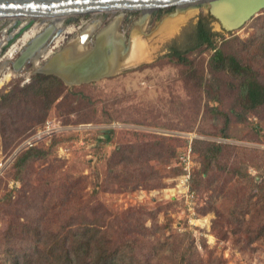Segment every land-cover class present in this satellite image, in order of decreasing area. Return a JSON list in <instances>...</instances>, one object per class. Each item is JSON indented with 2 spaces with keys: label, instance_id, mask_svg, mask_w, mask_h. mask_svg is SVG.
<instances>
[{
  "label": "rangeland",
  "instance_id": "1",
  "mask_svg": "<svg viewBox=\"0 0 264 264\" xmlns=\"http://www.w3.org/2000/svg\"><path fill=\"white\" fill-rule=\"evenodd\" d=\"M183 11H151L140 34L146 60H129L112 77L64 84L42 121L32 97V118L26 115L17 124L21 133L11 142L0 133V246L10 228L20 234L24 221L43 232L93 223L113 238V248L132 243L143 264H264V105L241 109L240 80L213 67L214 51H191L187 64L172 59L171 47L188 41L201 17L210 18L198 7L185 22L158 33ZM115 17L118 13L97 15L102 24ZM141 18V11L123 14L118 32L126 45ZM95 19L65 20L59 26L67 32L50 48L55 52L74 40ZM49 20L38 19L31 29L41 31ZM209 25L218 47L252 65L264 84V56L257 50L264 10L233 32L211 18ZM31 72L27 64L13 73L0 85V95L28 85L36 76ZM45 126L49 132L34 147L43 154L16 166L26 152H18L19 145ZM223 128L228 138L220 136ZM217 143L224 148L204 174L202 154ZM190 150L188 192L182 159Z\"/></svg>",
  "mask_w": 264,
  "mask_h": 264
},
{
  "label": "trees",
  "instance_id": "2",
  "mask_svg": "<svg viewBox=\"0 0 264 264\" xmlns=\"http://www.w3.org/2000/svg\"><path fill=\"white\" fill-rule=\"evenodd\" d=\"M207 17H201L188 32L186 41L179 47H171L170 55L180 64L188 63V54L199 48L214 51L212 62L217 70H225L240 80L238 103L242 110L250 112L264 105V84L252 65L242 62L237 56L225 53L218 47L216 36ZM257 50L264 56V34L260 36ZM254 44L256 41H249ZM65 90V85L52 76L36 75L28 85L13 87L0 95V133L11 142L14 133H21L17 124H24L26 115L32 118V97L36 102L41 121ZM17 115V117H16ZM26 119V120H25ZM32 124V122H31ZM226 127L228 121L225 122ZM29 128V126H27ZM220 136L228 138L226 128ZM224 148L223 144H209L202 154L207 170ZM43 152L30 148L18 158L16 166H23ZM22 233L10 228L2 237L0 264H143L135 256L132 243L126 242L112 247L113 238L102 227L93 223L67 224L58 231L43 232L24 221ZM21 237L24 239H21ZM26 241V242H25ZM30 242V243H29ZM23 243V245L19 244ZM158 254V252H156ZM145 264H151L147 262Z\"/></svg>",
  "mask_w": 264,
  "mask_h": 264
},
{
  "label": "water",
  "instance_id": "3",
  "mask_svg": "<svg viewBox=\"0 0 264 264\" xmlns=\"http://www.w3.org/2000/svg\"><path fill=\"white\" fill-rule=\"evenodd\" d=\"M203 7L210 18L217 22L224 32H233L243 27L248 21L259 16L264 10V0H0V32L4 44H0V76L10 65L13 73L22 71L25 65H31L33 75L52 76L67 86L87 84L102 78L114 76L128 64L130 44L118 33L123 14L128 11L161 10L175 8L177 11L186 7ZM110 12L120 13L110 23L95 34L101 19L79 31L74 40L67 42L54 53L45 55L50 43L64 33L61 26L49 23L42 31L15 53L17 57L5 56L4 53L24 32L29 30L38 19L67 18V21L79 16L102 15ZM30 18L17 28L19 18ZM15 19L13 27L6 28L8 19ZM17 29V30H16ZM120 35L118 54L113 53L112 36ZM92 46L88 43L92 40Z\"/></svg>",
  "mask_w": 264,
  "mask_h": 264
},
{
  "label": "flooded vegetation",
  "instance_id": "4",
  "mask_svg": "<svg viewBox=\"0 0 264 264\" xmlns=\"http://www.w3.org/2000/svg\"><path fill=\"white\" fill-rule=\"evenodd\" d=\"M145 12H148V11H150V10H144ZM115 14H116V12H115ZM118 14H120V13H118ZM141 14H143L142 13V11H141ZM97 17V16H96ZM29 21V20H28ZM111 21V20H110ZM110 21L108 22V23H106V24H102V21L100 22V24L98 25V27H97V29H96V32H95V34L96 33H98L104 26H106V25H108L109 23H110ZM27 22V21H26ZM48 22H52V20H49ZM23 24H25V22L24 23H22L18 28H20V27H23L24 25ZM93 24V22L90 24V25H92ZM87 26H89V25H86V26H84V28H86ZM6 28H11V27H13V24H10V25H6L5 26ZM70 28H73V32L74 33H76L77 32V29L75 28V27H70ZM142 29H143V27L141 26V27H135L134 29H133V31H131V33H130V39H132L131 40V47H132V51H131V55H130V57H129V60H130V63L132 62V63H138V62H140V61H142V60H146L147 59V55L145 56L144 55V48L143 47H145L146 46V43H143V42H145V41H143L141 38V36H140V34H141V32H143L142 31ZM17 30V29H16ZM33 30H35L36 32L34 33V34H37V33H40L41 31L39 30V28H34ZM31 28L29 29V30H27V32L26 33H24L20 38H19V40H17L12 46H9L8 47V49L6 50V52L4 53V55L6 56L7 55V57H13L14 55H12V52L14 51V50H18V49H21L26 43H28L31 39H32V31H33ZM69 30V29H68ZM65 32H67V30L65 31ZM64 32V33H65ZM26 34V35H25ZM24 35H25V38H23L24 37ZM62 38V37H61ZM60 38V39H61ZM59 39V40H60ZM95 39V36L93 37V40ZM59 40H58V42H59ZM58 42H56L55 44L58 46V45H60ZM66 44V43H65ZM64 44V45H65ZM139 45V46H136V45ZM92 46V45H91ZM138 47H142V49H143V51L141 52V51H139L138 49ZM138 48V49H137ZM50 50H52V48H50ZM52 53H54V51L52 50ZM51 53V54H52ZM8 70V69H7ZM119 72V71H118ZM117 72V73H118ZM116 73V74H117ZM13 74V72L12 71H5L1 76H0V81H3V84L7 81V80H9L10 79V77H11V75ZM115 74V75H116ZM61 81V80H60ZM62 82V81H61ZM2 84V85H3ZM64 84V83H63ZM1 85V86H2ZM0 86V87H1Z\"/></svg>",
  "mask_w": 264,
  "mask_h": 264
},
{
  "label": "bare ground",
  "instance_id": "5",
  "mask_svg": "<svg viewBox=\"0 0 264 264\" xmlns=\"http://www.w3.org/2000/svg\"><path fill=\"white\" fill-rule=\"evenodd\" d=\"M195 8V9H194ZM200 8V7H199ZM191 9H194V10H191ZM181 10H184V11H186V13H177L178 15L174 18V19H170L165 25H163L160 29H159V31H158V33H160L166 26H168V29H170V28H174V27H176V25H178V24H181V23H183V22H185L186 21V19H188L187 17L189 16V14L190 13H192V12H196V7H192V6H189V7H186V8H184V9H180L179 11H181ZM183 11V12H184ZM198 11V10H197ZM142 18L140 19V21L138 22V27H141L144 23H146L147 22V19H148V16H149V14L151 13V10L150 11H148V12H145L144 10H142ZM46 19H48V18H46ZM14 20L15 19H13V18H11V19H8V24L7 25H10V24H13V22H14ZM19 20H20V23H19V25H18V27L22 24V23H24V22H26V21H28V20H30V18H24V17H21V18H19ZM36 20H38V18H32V21H36ZM50 20H52V22L51 23H54V25L56 26V27H58L60 24H62V22H64L65 20H67V18L66 17H64V18H54V19H50ZM1 22V21H0ZM3 22V21H2ZM1 22V23H2ZM33 26V25H32ZM17 27V28H18ZM27 32V31H26ZM26 32H24V33H26ZM23 33V34H24ZM119 33V32H118ZM117 33V35L115 36H112L111 37V41H112V45H113V49H112V51H113V53L115 54V52H117L116 54H118L119 53V49H118V41L120 40V35ZM22 34V35H23ZM39 33H37V34H32V39L33 38H35L37 35H38ZM26 35V34H25ZM25 35H24V37L23 38H25ZM62 36H60V37H57L56 39H55V43L56 42H58V40L61 38ZM19 40V39H18ZM132 40V39H131ZM5 43V41H3L2 39H0V44H4ZM136 46H139L138 44L136 45ZM139 48V49H138ZM137 49L139 50V51H143V49H142V47H138ZM144 48V55L146 56L147 55V53H148V48L145 46V47H143ZM131 51H132V47L130 48V50H129V54H128V58L130 57V55H131ZM15 53H16V50H14L13 52H12V55H15ZM52 53V50H50V48H48L47 49V51L44 53L45 55H49V54H51ZM2 82L3 81H0V85L2 84ZM176 192V190H167L165 193L166 194H174Z\"/></svg>",
  "mask_w": 264,
  "mask_h": 264
},
{
  "label": "built area",
  "instance_id": "6",
  "mask_svg": "<svg viewBox=\"0 0 264 264\" xmlns=\"http://www.w3.org/2000/svg\"><path fill=\"white\" fill-rule=\"evenodd\" d=\"M47 129V130H45ZM44 132H41V131H38L36 132L35 134L31 135L30 137L26 138L18 147V152L19 151H23V150H27V149H30V148H34L37 146L38 142L40 140H42L45 136L44 134L46 132H49L50 128L49 126H45L44 127ZM50 134V133H48ZM190 154H191V150L188 152L187 155H185V157L182 159L184 162H185V170L188 172V174L185 176L184 178V182H183V185L184 187L186 188V190L188 192H190V189H189V180H190V174H189V170H190V167H191V162H190ZM194 197V193H190V198H193Z\"/></svg>",
  "mask_w": 264,
  "mask_h": 264
}]
</instances>
